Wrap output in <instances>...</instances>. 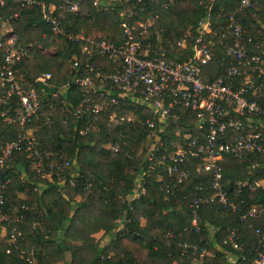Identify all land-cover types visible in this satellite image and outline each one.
Returning <instances> with one entry per match:
<instances>
[{"label": "trees", "instance_id": "trees-1", "mask_svg": "<svg viewBox=\"0 0 264 264\" xmlns=\"http://www.w3.org/2000/svg\"><path fill=\"white\" fill-rule=\"evenodd\" d=\"M2 1L0 20L12 15L9 21L18 33V42L22 47H28L30 52V56L22 60L16 74L32 80L40 73L51 72V83L65 81L72 68L65 66L64 60L71 57L80 60L84 58L80 55L78 44L65 39L61 51L43 54L41 48L49 44L43 32L46 31L47 35L51 33L43 25L40 7L33 4L21 6L20 0ZM51 1L62 3L56 12L67 30L89 27L90 24L80 18L81 13H86L96 18L93 26L99 27L106 40H120L114 13L99 11L88 0H79L78 12L67 11L64 0H46ZM143 1L149 5L147 11L139 17L156 12L159 14L156 27L162 28L161 40L168 48L166 56L186 58L191 53L189 48L178 52L175 41L188 29L197 34L198 19L209 12L211 30L218 34L211 46V58L201 64L202 78L205 81L212 80L218 74L222 62L233 59L226 53L233 37L230 34L224 35L223 27L229 13L237 7L238 0H172L167 9L161 7L163 0ZM254 2L253 10L243 9L235 13L245 28L244 42L248 48H253L254 42H260L263 35L260 29H264V0ZM153 30L148 35L151 38L155 37ZM247 37L253 40L247 41ZM171 44L172 49L169 48ZM98 62L107 69L114 68V64L105 58L98 57ZM83 68L81 65L82 73ZM261 76L264 77V73ZM35 85L44 104L45 97L50 96V88L44 90L39 84ZM117 110L119 114L125 112L124 108L118 107ZM177 111L180 117L175 126L182 128L181 135L175 134L172 125L167 127L163 145L157 153L160 158L164 155L163 163L155 165L149 175L144 173L146 192L137 197L133 196L136 180L149 167V161L143 158L147 147L142 146V143L150 142L139 123H108L106 117H103L98 121V128L79 133V129L84 126V117L75 118L65 111L63 115L66 121L52 130L46 127L41 116H37L31 126L40 140L42 152L53 151L51 159L61 158L62 161L68 160L69 164L64 167L62 181H58L55 173L52 174L53 181H48L34 174L27 151L14 150L7 158L0 172V181L6 184L4 211L11 212L21 205L26 207L21 210L22 221L14 225L16 230L22 231L17 246L9 244L6 236L0 240V264H57L66 261L68 257L69 264H226L225 251L234 253L236 264H249L257 255L256 248L259 246L255 228L259 227L264 232L263 216H248L240 220L238 211L213 200L200 206L199 230L194 231L191 226L188 203L202 183H206L208 194L213 191L209 183L212 172L197 169L201 158L193 156L185 164L189 169L187 178L180 182L172 181L167 175V167L171 163L168 155L176 149V143L183 142V133L203 139L207 123L204 122L202 130L198 131L194 110L188 106H178ZM230 115L239 116L230 111L224 117ZM18 128L17 122L8 124L0 116L2 141L10 139ZM218 138L233 140V134H220ZM117 139L124 140L119 151L114 152L105 146L107 142ZM253 162L258 163L254 168L251 167ZM263 162L264 157L255 152H246L241 158L224 153L219 160L222 168L221 182L228 199L237 203L240 209H247L254 203H264V186L258 185L253 190L247 187L238 190L235 183L237 180L248 179L253 182L263 179L264 168L258 173ZM20 173L25 175L20 176ZM71 176L78 178L77 183L71 184ZM86 181L92 185L85 186ZM45 183H49V187L39 190V186ZM166 184L169 185L168 190L162 188ZM25 189L27 198L23 199L18 196V192ZM142 218L145 219L144 223L141 222ZM117 219L124 220L122 232L110 239L105 248L99 246L94 233L100 230L105 234L111 233ZM208 226L216 228L213 236ZM230 228L235 229L240 249L233 250L229 243H224ZM181 242L195 245V248L183 250L179 246ZM31 244L34 245L32 262L20 251L21 248H29ZM102 255L105 256L103 259Z\"/></svg>", "mask_w": 264, "mask_h": 264}, {"label": "built area", "instance_id": "built-area-1", "mask_svg": "<svg viewBox=\"0 0 264 264\" xmlns=\"http://www.w3.org/2000/svg\"><path fill=\"white\" fill-rule=\"evenodd\" d=\"M97 10L114 13L117 18L120 40L108 41L103 33L93 26L94 16L81 13L89 27L81 26L79 30H67L57 9L62 3L46 2V0H20V5H38L40 7L43 25L51 35L61 37L78 44L80 60L71 57L70 76L59 84L51 83V72L38 74L32 80L16 74V70L24 58L30 56L28 47H22L18 42V33L7 31L0 34V116L9 124L17 122L18 129L10 139L2 141L0 138V172L6 164L7 158L14 150L27 151V158L31 159L30 168L34 174L40 176H57L58 181L64 177V167L68 160L61 158L53 160V151L42 152L39 138L35 135L31 123L37 116H41L48 129L56 130L66 121L63 113L84 117V126L79 133L98 128V121L106 117L107 122L120 124L125 121L139 123L150 142L144 159L149 161L147 170L139 174L136 180L133 196L137 197L146 192L144 173L149 175L151 169L163 163L157 154L163 145V135L167 127L172 125L176 135H181L182 128L175 126L180 117L178 106H188L195 111L198 131L207 123L204 138L182 134L183 142L176 143V149L168 155L171 161L167 167V175L172 181L180 182L187 178L189 169L185 164L190 157H200L201 163L197 169L211 171V193H207L206 183H202L192 195L188 207L190 209L191 226L194 231L199 230V209L207 202L216 200L224 207H231L238 211V218L243 220L248 216H263L264 203H254L247 209H240L237 203L228 199L227 191L221 182L222 168L219 164L224 153H230L241 158L246 152H255L264 157V50L260 42H254L253 48H248L244 42L245 28L237 20L236 11L254 8V0H238L237 7L229 13L223 27V34L233 37L232 44L226 48V53L233 59L222 62L218 74L210 81L201 76V64L211 58L212 44L218 33L211 30L209 12L197 21V34L191 30L180 36L175 44L177 51L189 48L191 53L186 58L166 56L167 47L163 45L160 31L156 27L159 14L139 15L147 11L148 3L143 0H88ZM172 0H163L161 7L167 9ZM3 4V1H0ZM67 11L78 12L79 0H64ZM211 4L208 5V8ZM14 16L16 13L13 14ZM71 22V21H70ZM155 33V37L148 35ZM261 33V32H260ZM209 34V35H207ZM46 36L47 32L44 31ZM247 37V41H252ZM170 49L173 48L171 44ZM98 57L105 58L114 64V68L107 69L98 62ZM83 65L84 72L80 71ZM39 84L44 90L50 88V96L45 97V103L39 97ZM51 97V98H49ZM124 108L125 112H118L117 108ZM233 111L239 116L224 117ZM220 134H233V140L224 138L218 140ZM124 140L109 141L106 147L116 152L123 146ZM253 162L251 167L257 166ZM264 168L261 164L258 173ZM161 178V175L158 177ZM71 184L78 178L69 177ZM238 190L247 187L250 190L262 185L261 180H237ZM86 181L85 186H91ZM5 182L0 181V226L4 229L6 241L17 246V240L22 238V231L16 230L15 224L22 221V208H14L11 212L4 211ZM169 189L166 184L162 187ZM4 223V224H2ZM8 226V229L7 227ZM259 246L257 255L249 264H264V232L255 228ZM224 243H229L233 250L240 249L235 229L230 228ZM179 246L185 250L195 245L181 242ZM9 248H7V251ZM27 260L33 261L34 245L21 248ZM202 254V253H201ZM105 256L102 255V259ZM109 257V254H106ZM226 264H236V258L227 259Z\"/></svg>", "mask_w": 264, "mask_h": 264}, {"label": "crops", "instance_id": "crops-1", "mask_svg": "<svg viewBox=\"0 0 264 264\" xmlns=\"http://www.w3.org/2000/svg\"><path fill=\"white\" fill-rule=\"evenodd\" d=\"M2 1V0H1ZM12 16V15H11ZM11 16H9V17H5V18H3V19H1L0 20V34H4V33H6L7 31H15L13 28H12V26H11V24H10V21H9V18L11 17ZM96 19V18H95ZM262 27H264V24H262ZM100 30V29H99ZM101 31V30H100ZM16 32V31H15ZM102 32V31H101ZM260 32H261V34H264L263 33V31L260 29ZM106 67V66H105ZM109 69H112V68H109ZM62 83V82H61ZM59 84V83H58ZM24 176L25 175V173H20V176ZM53 176H50V175H48V176H45V179L46 180H48V181H53ZM261 180V186H264V178L263 179H260ZM49 183H45V185L44 184H41L40 186H39V190L40 189H43V188H47V187H49ZM18 196L19 197H21V198H23V199H26L27 198V194H26V189L25 190H22V191H20V192H18ZM78 198H80V196L78 195ZM144 221H145V219H141V222L142 223H144ZM124 224V220L123 219H117V221H116V226H115V228L111 231V233H109V234H105L102 230H100V231H98V232H96V233H94V236H95V238L98 240V243H99V246H101V247H104L105 248V246H106V244H107V242L110 240V239H112V238H115V236H116V234H118V233H120V232H122V228H123V225ZM208 228H209V232H210V234H211V236H213V233H214V231H215V227L214 226H208ZM4 229L1 227V230H0V240L1 239H3L4 238ZM205 253H207V254H209V252L208 251H205ZM202 255H203V253L202 254H200V256L202 257ZM225 255H226V258L227 259H234V258H236V256L234 255V253H232L231 251H225ZM200 260V259H199ZM57 264H69V257L67 258V260L66 261H59Z\"/></svg>", "mask_w": 264, "mask_h": 264}, {"label": "rangeland", "instance_id": "rangeland-1", "mask_svg": "<svg viewBox=\"0 0 264 264\" xmlns=\"http://www.w3.org/2000/svg\"><path fill=\"white\" fill-rule=\"evenodd\" d=\"M98 29H99V27H98ZM262 31L264 33V29H262ZM46 37L49 40V44L48 45H44L41 48V52L43 54H46V55L54 54L57 51H61L62 48L65 46V40L63 38H61V37L53 36L51 34L46 35ZM261 40H262L261 47L264 50V34L262 35V39ZM63 64H65V66H70V59L64 60ZM145 145H146V143L143 141L142 146H145ZM138 154L139 153L137 152V155ZM136 183H135V185H136Z\"/></svg>", "mask_w": 264, "mask_h": 264}]
</instances>
